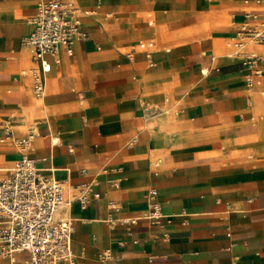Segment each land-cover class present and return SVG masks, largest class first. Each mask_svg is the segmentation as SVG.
<instances>
[{
    "label": "crops",
    "instance_id": "crops-1",
    "mask_svg": "<svg viewBox=\"0 0 264 264\" xmlns=\"http://www.w3.org/2000/svg\"><path fill=\"white\" fill-rule=\"evenodd\" d=\"M39 1L0 0V126L22 136L29 116L36 167L69 194L78 184L99 193L59 211L73 219V264H264V98L252 88L264 75L247 88L226 45L256 0H61L88 38L49 57L41 99L23 45ZM150 40L149 57L127 56ZM243 50L264 62V45ZM18 157L0 146V177Z\"/></svg>",
    "mask_w": 264,
    "mask_h": 264
},
{
    "label": "built area",
    "instance_id": "built-area-1",
    "mask_svg": "<svg viewBox=\"0 0 264 264\" xmlns=\"http://www.w3.org/2000/svg\"><path fill=\"white\" fill-rule=\"evenodd\" d=\"M31 23L32 31L23 42L37 62L29 73L32 92L40 97L45 77L51 69L49 57L57 63L60 46L71 54L72 43L76 39H87L88 33L80 24L76 6L61 0H40ZM248 44L264 45V10L244 13L234 34L226 41L230 48L228 55L241 59L246 69L245 85L251 88L255 78L261 75L258 63L262 57L254 52H244ZM153 45L151 40L140 41L130 47L127 56L131 58L136 50H143L149 57ZM207 72L202 69L203 74ZM38 134L34 126L22 136L14 134L9 121L2 126L1 141L13 139L19 147V157L0 177V260L7 258L8 264H14L15 254L25 252L27 264H73V219L68 211L63 215L59 211L68 210L75 200L85 207L89 199L99 197V193H90L88 185L78 184L73 188L75 192L69 194L62 181L43 174L28 156V146ZM161 216L159 206L152 203L148 217L157 219ZM109 259V253L105 252L104 260Z\"/></svg>",
    "mask_w": 264,
    "mask_h": 264
},
{
    "label": "rangeland",
    "instance_id": "rangeland-1",
    "mask_svg": "<svg viewBox=\"0 0 264 264\" xmlns=\"http://www.w3.org/2000/svg\"><path fill=\"white\" fill-rule=\"evenodd\" d=\"M256 1H254L255 5L261 6L262 8H264V4L261 3V0H259V4H257ZM246 5L244 4L245 7H248L249 9L252 8V4L251 3L250 4H246ZM222 14L223 13L221 12L220 17L217 19V24L218 25H222L223 22H224L223 19H222ZM223 41H224V39H223ZM23 45H24V42H23ZM260 66H261L260 67L261 68L260 69L261 70V73H263V75H264V62ZM26 73H29L28 69L26 70ZM23 82H24V85H23L22 90L24 92H26L35 102H38L39 100H36V98H34V96L29 91V88H28L29 83H28L27 79L26 78L23 79ZM263 85L264 84L261 83L260 85H257V86L254 85V87H252L260 95H262V98H264V90L262 89V86ZM253 89H251L250 91H253ZM21 117H23L22 118L23 125L20 128H15L16 131H25V130H28L30 127L33 126L32 123H31V118L29 116L23 115ZM0 130H1V126H0ZM15 135L16 136H20L18 134H15ZM261 136H262V138H264V124H262V127H261ZM0 138H1V134H0ZM0 146H4V148H7V149H10V147H15L16 150H19V147L15 144V142H14L13 139L11 140V142L10 141H4V143H0ZM9 165H11V163L10 164H6L5 166H9ZM1 166H3V165L1 164L0 167Z\"/></svg>",
    "mask_w": 264,
    "mask_h": 264
},
{
    "label": "bare ground",
    "instance_id": "bare-ground-1",
    "mask_svg": "<svg viewBox=\"0 0 264 264\" xmlns=\"http://www.w3.org/2000/svg\"><path fill=\"white\" fill-rule=\"evenodd\" d=\"M256 3L257 4H259V0H257L256 1ZM260 7V9H258V10H256V11H251V12H254V13H257V12H260L261 10H264V8H262L261 6H259ZM264 60V59H263ZM260 63H258V66L260 67V65H259ZM261 71V70H260ZM25 73V72H24ZM46 78V77H45ZM45 81L46 80H44V90H45ZM43 93H44V91H43ZM34 95V94H33ZM35 96V95H34ZM35 97H37V96H35ZM41 98L43 97V95L42 96H40ZM40 97H37V98H40ZM40 98V99H41ZM11 140L12 139H7V140H3V141H1V139H0V143H4V141H10L11 142ZM54 143V142H53ZM31 144H32V142L30 143V145L28 146V152L30 151V148H31Z\"/></svg>",
    "mask_w": 264,
    "mask_h": 264
}]
</instances>
